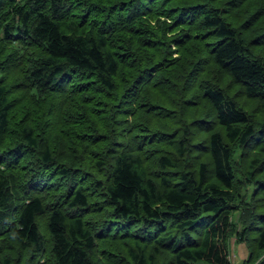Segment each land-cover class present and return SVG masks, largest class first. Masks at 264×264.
<instances>
[{
  "label": "trees",
  "instance_id": "obj_1",
  "mask_svg": "<svg viewBox=\"0 0 264 264\" xmlns=\"http://www.w3.org/2000/svg\"><path fill=\"white\" fill-rule=\"evenodd\" d=\"M231 237L264 264V0H0V264Z\"/></svg>",
  "mask_w": 264,
  "mask_h": 264
},
{
  "label": "rangeland",
  "instance_id": "obj_2",
  "mask_svg": "<svg viewBox=\"0 0 264 264\" xmlns=\"http://www.w3.org/2000/svg\"><path fill=\"white\" fill-rule=\"evenodd\" d=\"M228 245L230 260L232 261V264H242L247 259L248 255V250L245 243L238 242L235 237H231ZM231 251H233L235 255L233 254V252L231 253Z\"/></svg>",
  "mask_w": 264,
  "mask_h": 264
},
{
  "label": "crops",
  "instance_id": "obj_3",
  "mask_svg": "<svg viewBox=\"0 0 264 264\" xmlns=\"http://www.w3.org/2000/svg\"><path fill=\"white\" fill-rule=\"evenodd\" d=\"M233 251H231V253H232ZM233 254H234V252H233ZM235 255V254H234Z\"/></svg>",
  "mask_w": 264,
  "mask_h": 264
}]
</instances>
